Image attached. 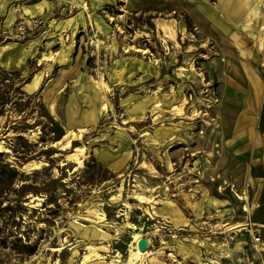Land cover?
I'll use <instances>...</instances> for the list:
<instances>
[{
	"label": "rangeland",
	"instance_id": "1",
	"mask_svg": "<svg viewBox=\"0 0 264 264\" xmlns=\"http://www.w3.org/2000/svg\"><path fill=\"white\" fill-rule=\"evenodd\" d=\"M218 34L183 0H0V264H263L221 132L222 71L241 53ZM69 105L91 123L68 127Z\"/></svg>",
	"mask_w": 264,
	"mask_h": 264
},
{
	"label": "crops",
	"instance_id": "2",
	"mask_svg": "<svg viewBox=\"0 0 264 264\" xmlns=\"http://www.w3.org/2000/svg\"><path fill=\"white\" fill-rule=\"evenodd\" d=\"M183 3L194 15L211 23L218 36L223 37L222 40L235 53H241V59L227 62L226 69L222 71L223 97L229 113L221 126V132L224 148L232 160L244 168V178L249 180L251 186L247 202L249 222L245 228L250 244L246 250L251 248L250 245L256 250L258 248L257 252H260L264 264V60H258L261 32L264 37V0H183ZM251 52L258 53L257 59H254L253 54H250L252 58H245L242 54ZM74 109L73 105H69L64 113L63 119L68 127L91 123L93 117L90 113L83 114ZM107 154L112 157L117 155L114 152ZM124 159L120 161L115 158L104 163L118 171L124 165ZM251 230L260 236V248L255 246ZM230 237L234 240L235 235ZM244 239H235L233 252L243 248ZM228 240L225 235L221 245L227 246ZM242 252L245 251L242 250L240 254ZM227 256L230 257V253ZM178 257L180 264L187 258H196L191 252L190 255Z\"/></svg>",
	"mask_w": 264,
	"mask_h": 264
},
{
	"label": "bare ground",
	"instance_id": "3",
	"mask_svg": "<svg viewBox=\"0 0 264 264\" xmlns=\"http://www.w3.org/2000/svg\"><path fill=\"white\" fill-rule=\"evenodd\" d=\"M64 136H68V140L65 142L64 144V147L65 149H69L71 148V140H77L78 137L80 138V134H77L75 131L73 130H69L66 132V134ZM74 152L73 153H70V154H67L66 155V159L73 162L74 164H76L77 167H81L83 165V158H82V154L84 153V148L81 146V147H75L74 149ZM0 152H9V150L3 146V142L0 141ZM40 165H47L46 162H41V161H28L26 163H24L22 165V167L20 169H36L38 167H40ZM63 165V164H62ZM139 201H144V198L142 196H137L136 197ZM226 227V226H225ZM239 230L240 228H244V225L242 224H237V225H231V226H228L227 229L228 230H231V229H236ZM139 239V236L138 235H135L134 237V241H138ZM147 243L148 245H150V240L147 238ZM87 249L88 250H91L92 249V245H88L87 246ZM258 250V248H257ZM170 253H169V257L171 258V260L174 262V261H177V258L173 252L172 249H170ZM147 253V248L144 249V250H139L138 248L134 249L133 250V253L132 255H134L135 257H140V255L142 254H146Z\"/></svg>",
	"mask_w": 264,
	"mask_h": 264
},
{
	"label": "water",
	"instance_id": "4",
	"mask_svg": "<svg viewBox=\"0 0 264 264\" xmlns=\"http://www.w3.org/2000/svg\"><path fill=\"white\" fill-rule=\"evenodd\" d=\"M148 247V243H147V238H140V239H138V241H137V248L139 249V250H144V249H146Z\"/></svg>",
	"mask_w": 264,
	"mask_h": 264
},
{
	"label": "built area",
	"instance_id": "5",
	"mask_svg": "<svg viewBox=\"0 0 264 264\" xmlns=\"http://www.w3.org/2000/svg\"><path fill=\"white\" fill-rule=\"evenodd\" d=\"M249 230H250V228H249ZM250 232L252 234L253 242H254L255 246L260 248V246H259L260 236L258 234H256L255 231L251 230Z\"/></svg>",
	"mask_w": 264,
	"mask_h": 264
}]
</instances>
